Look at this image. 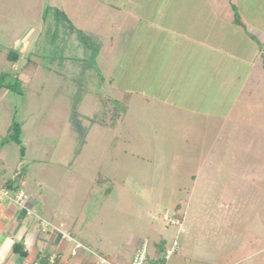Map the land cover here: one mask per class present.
Wrapping results in <instances>:
<instances>
[{
  "label": "rangeland",
  "instance_id": "obj_1",
  "mask_svg": "<svg viewBox=\"0 0 264 264\" xmlns=\"http://www.w3.org/2000/svg\"><path fill=\"white\" fill-rule=\"evenodd\" d=\"M258 26L264 0H0V165L31 232L65 222L113 264L143 242L150 264H264Z\"/></svg>",
  "mask_w": 264,
  "mask_h": 264
},
{
  "label": "crops",
  "instance_id": "obj_2",
  "mask_svg": "<svg viewBox=\"0 0 264 264\" xmlns=\"http://www.w3.org/2000/svg\"><path fill=\"white\" fill-rule=\"evenodd\" d=\"M239 21H240V15H239ZM240 27H241L240 30H242V34L248 33L245 30V28L248 27L246 26L243 27L242 25H240ZM249 31H251V35L258 34L261 32V35H263L262 37L264 38V29H262L259 26L252 28ZM25 43L26 45L28 44L27 42ZM18 64L19 63L13 64L11 65V67L14 70H20L21 68L18 66ZM30 64L31 63L28 62V65ZM2 76L3 74L1 75V77ZM11 76H13V74H11ZM20 76L21 75L19 74L17 77L20 78ZM1 82L2 80H0V83ZM0 154H1V149H0ZM1 163L2 161L0 162V164ZM2 172L3 169L2 166L0 165V182L1 183L4 182L2 184H5L7 182L5 176L7 175H5L4 172H3L4 174H2ZM21 180L22 183H19V185L16 186H22V187L24 186L22 185L24 181L23 179ZM31 203L32 202L30 199V205ZM22 217H23V211L22 210L20 211L16 205H13L9 201L0 202V249H3L6 246L5 242L8 241L9 239L14 241L10 251L6 254L4 264H76L74 262V259L78 261L77 264H93V262L91 261L92 260L91 255L94 254L95 252L92 251L91 254H89L88 252L86 253V251L91 250V248L88 245L83 244V241L78 240L77 238L76 240L75 236L70 230L63 229L62 226H65V222L62 221L60 222L59 224L60 227L56 231L57 233H50L47 230L50 233L48 237L45 236V238H41L40 236L35 235L33 234V232H31L30 228H28V225L24 222ZM173 220L178 222V223L171 222L173 223V225L178 224L182 226L181 220L179 218L175 217ZM48 224L51 225L50 223ZM62 234L67 235L68 238H64ZM75 242L77 243L76 246L74 244ZM15 244H22L24 251L27 252V256L26 258H24V260H21L19 255H17L14 252ZM137 244L138 243L134 244L133 251H135ZM119 259L121 264H129L132 258L126 259L125 257H120Z\"/></svg>",
  "mask_w": 264,
  "mask_h": 264
},
{
  "label": "built area",
  "instance_id": "obj_3",
  "mask_svg": "<svg viewBox=\"0 0 264 264\" xmlns=\"http://www.w3.org/2000/svg\"><path fill=\"white\" fill-rule=\"evenodd\" d=\"M27 198V197H26ZM9 201L19 206L20 209L25 210L28 214L32 213L29 211L28 207L24 206V192L20 190L18 193L13 192L9 188H6L3 185H0V202ZM173 223H178L177 221L172 220ZM177 245L166 252V258L177 252ZM101 264H113L103 257H98ZM129 264H150L148 251H147V242H143L133 253V257Z\"/></svg>",
  "mask_w": 264,
  "mask_h": 264
},
{
  "label": "trees",
  "instance_id": "obj_4",
  "mask_svg": "<svg viewBox=\"0 0 264 264\" xmlns=\"http://www.w3.org/2000/svg\"><path fill=\"white\" fill-rule=\"evenodd\" d=\"M235 22H236L237 24H241L240 21H239V19H236ZM21 57H22V55H21L18 51H11V52L9 53V55H8L7 61H8L9 63H11V65H13V64H17V63H19V61L21 60ZM28 62L31 63V60H28ZM28 62L26 63V65H25L23 68H21V71L24 72V70H26V69L29 67ZM7 76H8L7 74H4L2 77H7ZM2 77H1V78H2ZM18 79H19V78L17 77V80H18ZM0 84H1V83H0ZM3 88H5V89H9V87H8L7 84H6V85L1 84V85H0V93H1V91L3 90ZM10 129H11V131L14 130V132H13L12 134H10V137H9L8 141L16 142L17 145H22V140H21V129L19 128L18 124H17V123H14V125L11 126ZM18 129H19V130H18ZM22 151H23V148H22ZM4 186H5L6 188H9L10 190H12V191L15 192V193H18V192L21 190V187H20V186H16L15 182L12 181V180L7 181V182L4 184ZM175 213H176V212H175ZM175 217L181 219L180 215H178V214L175 215ZM74 244L77 245L76 242H75ZM14 252H15L17 255H19V257H20L21 260H24V258H26V256H27V252L24 251V249H23V247H22V244H15V245H14ZM94 256H95V257H97V256H98V257H103V256L98 255V254H96V253H94ZM103 258H104V257H103ZM105 259H106V258H105ZM155 261H156V260H155Z\"/></svg>",
  "mask_w": 264,
  "mask_h": 264
},
{
  "label": "clouds",
  "instance_id": "obj_5",
  "mask_svg": "<svg viewBox=\"0 0 264 264\" xmlns=\"http://www.w3.org/2000/svg\"><path fill=\"white\" fill-rule=\"evenodd\" d=\"M13 243H14V241L9 239L8 241L5 242L6 246L3 249H0V264H4L6 254L10 251ZM26 243H27V241H26Z\"/></svg>",
  "mask_w": 264,
  "mask_h": 264
}]
</instances>
